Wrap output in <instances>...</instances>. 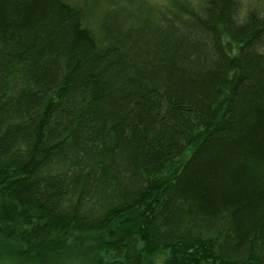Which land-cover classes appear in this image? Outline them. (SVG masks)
<instances>
[{
    "label": "trees",
    "instance_id": "trees-1",
    "mask_svg": "<svg viewBox=\"0 0 264 264\" xmlns=\"http://www.w3.org/2000/svg\"><path fill=\"white\" fill-rule=\"evenodd\" d=\"M100 5L0 0L1 260L264 264V1Z\"/></svg>",
    "mask_w": 264,
    "mask_h": 264
},
{
    "label": "rangeland",
    "instance_id": "rangeland-1",
    "mask_svg": "<svg viewBox=\"0 0 264 264\" xmlns=\"http://www.w3.org/2000/svg\"><path fill=\"white\" fill-rule=\"evenodd\" d=\"M149 4L156 5L158 3H167L170 2V0H145ZM264 0H243L244 5L247 7H256L260 2ZM70 3L74 5H86V4H92L94 6V10L91 12V14L94 15L95 20H97L98 15L100 14L101 10V3L104 5L105 0H69ZM89 22H91V19H89ZM0 256V264H11L8 263L7 261H2Z\"/></svg>",
    "mask_w": 264,
    "mask_h": 264
}]
</instances>
